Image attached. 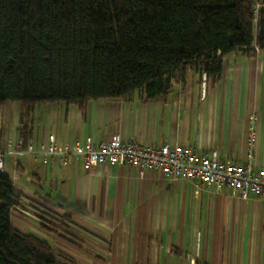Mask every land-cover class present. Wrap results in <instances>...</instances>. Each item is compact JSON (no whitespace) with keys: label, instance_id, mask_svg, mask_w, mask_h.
I'll return each mask as SVG.
<instances>
[{"label":"crops","instance_id":"0c3cea01","mask_svg":"<svg viewBox=\"0 0 264 264\" xmlns=\"http://www.w3.org/2000/svg\"><path fill=\"white\" fill-rule=\"evenodd\" d=\"M169 84L155 100L136 91L124 99L89 100L83 110L60 103L40 110L48 123L37 131L29 123L34 153L6 155L4 169L13 179L4 173L24 211L40 215L46 209L55 219H68L56 233L34 222L33 230L51 233L48 244L75 264H264L263 199L243 201L227 188L172 181L128 165L85 171L79 157L60 165L36 152L48 134L59 146H72L118 133L146 145L190 147L198 155L215 151L219 160L242 165L254 113L253 164L264 167V52L223 56L217 80L190 66ZM7 139L0 132V151ZM21 220L27 219L12 212V226L21 229Z\"/></svg>","mask_w":264,"mask_h":264},{"label":"trees","instance_id":"16d2710c","mask_svg":"<svg viewBox=\"0 0 264 264\" xmlns=\"http://www.w3.org/2000/svg\"><path fill=\"white\" fill-rule=\"evenodd\" d=\"M237 51L264 52V0H0V109L25 108L18 129L25 147L26 118L38 104L83 110L89 100L136 91L155 100L190 66L217 80L223 56ZM21 203L0 172V264H75L13 228L12 208ZM39 214L53 233L68 219Z\"/></svg>","mask_w":264,"mask_h":264},{"label":"built area","instance_id":"2783aa9c","mask_svg":"<svg viewBox=\"0 0 264 264\" xmlns=\"http://www.w3.org/2000/svg\"><path fill=\"white\" fill-rule=\"evenodd\" d=\"M258 8V5L254 6L255 13ZM256 119L254 113L249 116L248 161L242 165L229 160H219L215 151L207 155H198L190 147L146 145L137 140H125L118 133L98 143H94L91 137H86L82 145L75 143L72 146L67 144L59 146L56 137L48 134L38 143L36 152L44 157H50L60 165H65L69 157H79L85 171H90L95 166L128 165L139 171L161 172L172 181L182 180L201 183L206 187L227 188L243 201L250 196L264 200V167L257 168L253 164ZM6 146L5 150L0 151V172H4V156L34 153L33 143L29 141L24 147L18 137L11 142L8 141ZM34 207L43 209L37 204ZM42 211L48 212L46 209Z\"/></svg>","mask_w":264,"mask_h":264},{"label":"rangeland","instance_id":"374dc122","mask_svg":"<svg viewBox=\"0 0 264 264\" xmlns=\"http://www.w3.org/2000/svg\"><path fill=\"white\" fill-rule=\"evenodd\" d=\"M257 22H254V29H253V34L256 36L257 34ZM53 105V106H50ZM58 103H49V104H38L35 106V111L33 114H29L28 118H26L27 124H31L34 126L35 130L37 131L39 127L44 126L47 124V120L41 117L40 115V110L42 111L43 109H47V107H56ZM26 110L24 107H22L19 103H8L6 104L2 109H0V132L4 136V138H8L10 142L13 140L14 133H15V128L20 122V115L24 113ZM8 157V156H6ZM4 159H10L8 158ZM5 172L11 179H13L12 172L8 171L7 168L5 167ZM14 219H16V215L13 216ZM21 229L13 223V228L18 230L21 234L23 235H30L33 237H36L40 240L46 241L47 243H52V234L49 232H44L40 230H33V227H36L38 229V226H36L32 221L26 220L23 221L21 220ZM178 261V260H177ZM184 261H178L179 264H184Z\"/></svg>","mask_w":264,"mask_h":264},{"label":"water","instance_id":"95a60500","mask_svg":"<svg viewBox=\"0 0 264 264\" xmlns=\"http://www.w3.org/2000/svg\"><path fill=\"white\" fill-rule=\"evenodd\" d=\"M12 211L18 213L19 215L23 216L24 218H26L27 220L29 221H32L36 224H40V220L38 218H36L35 216H33L32 214L24 211L23 209L21 208H18V207H13L12 208Z\"/></svg>","mask_w":264,"mask_h":264}]
</instances>
